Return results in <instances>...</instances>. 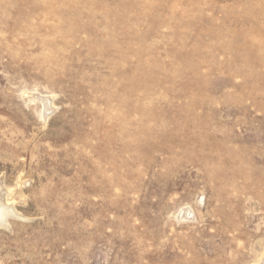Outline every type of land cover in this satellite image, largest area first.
<instances>
[{"label":"rangeland","instance_id":"1","mask_svg":"<svg viewBox=\"0 0 264 264\" xmlns=\"http://www.w3.org/2000/svg\"><path fill=\"white\" fill-rule=\"evenodd\" d=\"M0 193V264H264V0H0Z\"/></svg>","mask_w":264,"mask_h":264},{"label":"bare ground","instance_id":"2","mask_svg":"<svg viewBox=\"0 0 264 264\" xmlns=\"http://www.w3.org/2000/svg\"><path fill=\"white\" fill-rule=\"evenodd\" d=\"M8 214L9 209H7V206L2 202V195L0 193V225L5 224V216Z\"/></svg>","mask_w":264,"mask_h":264}]
</instances>
